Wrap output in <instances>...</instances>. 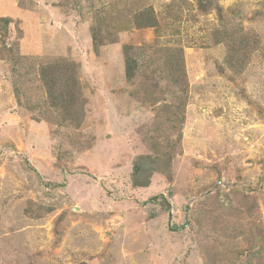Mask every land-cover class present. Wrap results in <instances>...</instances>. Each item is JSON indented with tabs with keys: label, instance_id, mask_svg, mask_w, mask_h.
Wrapping results in <instances>:
<instances>
[{
	"label": "rangeland",
	"instance_id": "374dc122",
	"mask_svg": "<svg viewBox=\"0 0 264 264\" xmlns=\"http://www.w3.org/2000/svg\"><path fill=\"white\" fill-rule=\"evenodd\" d=\"M69 2L0 0L12 20L0 24V52L12 50L0 57V264L264 261V0ZM146 8L157 28L137 27ZM223 28L259 37L240 73ZM125 46L141 53L130 82ZM170 54L181 89L162 69ZM60 60L80 66L79 128L35 107L41 65ZM169 142L170 169L136 187L135 161Z\"/></svg>",
	"mask_w": 264,
	"mask_h": 264
},
{
	"label": "trees",
	"instance_id": "16d2710c",
	"mask_svg": "<svg viewBox=\"0 0 264 264\" xmlns=\"http://www.w3.org/2000/svg\"><path fill=\"white\" fill-rule=\"evenodd\" d=\"M65 3H70L69 0H61ZM75 1V0H74ZM77 1V0H76ZM12 20L4 17L0 19L2 28L8 27ZM136 25L139 28H157L158 21L154 16L152 8H146L136 15ZM216 36L225 38L228 51L226 55V64L234 72L240 73L242 69V57H248V55L254 50V47L250 43L251 41H258L259 37L254 30H248L243 32L240 28L230 30L217 29L215 31ZM98 39L99 32L96 27H93V43L94 50L98 54ZM0 52L1 58L12 59V50L7 49L5 45ZM6 51V54L4 52ZM167 51V50H166ZM178 53V52H177ZM242 53V54H240ZM9 54L10 56L8 57ZM141 53H133L132 48L125 46L124 57H125V78L128 82L136 78L139 73L140 63L136 57H139ZM165 64L162 67L163 71L166 72L170 80L181 89L186 74L184 70V62L182 54L176 57V55L170 54L167 57L164 56ZM80 66L71 60H60L46 63L40 67V77L42 84L46 87V97L41 99L40 103L36 104L35 107L45 109L44 114L50 116L51 120L58 124H74L79 128L84 120L86 102L83 99L82 94V83L80 81ZM185 91V90H183ZM182 99V96L179 97ZM34 106V105H33ZM174 110V107H173ZM181 115V123L184 121L182 110L178 109L176 112ZM76 123V124H75ZM170 145V149H168ZM166 148L158 144L153 151L155 156L147 155L140 156L134 163V176L133 181L136 187H147L150 185V177L152 172L160 170L164 167H171V156L170 152L175 149V144L169 142L166 143ZM168 165V166H167ZM168 176H170L169 172ZM154 200L157 197L153 198ZM257 239L259 242L264 240V232L256 227ZM260 260L262 254L259 255ZM259 264H264V261H260Z\"/></svg>",
	"mask_w": 264,
	"mask_h": 264
}]
</instances>
